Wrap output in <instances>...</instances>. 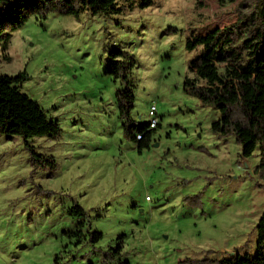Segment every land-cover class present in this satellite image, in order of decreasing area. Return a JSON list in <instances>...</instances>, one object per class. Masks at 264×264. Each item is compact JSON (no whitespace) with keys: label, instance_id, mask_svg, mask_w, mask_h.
<instances>
[{"label":"rangeland","instance_id":"rangeland-1","mask_svg":"<svg viewBox=\"0 0 264 264\" xmlns=\"http://www.w3.org/2000/svg\"><path fill=\"white\" fill-rule=\"evenodd\" d=\"M138 4L117 0L120 13L112 15L31 17L0 48V76L24 73L21 92L60 128L56 137L27 139L41 158L37 168L21 137L0 135V264H177L255 254L264 212L259 151L245 159L234 135H214L219 113L183 84L199 53L185 49L186 39L230 27L264 0ZM114 49L134 61L127 85L107 74ZM126 89L129 127L147 124L151 106L159 119L140 152L118 114L117 94Z\"/></svg>","mask_w":264,"mask_h":264},{"label":"trees","instance_id":"trees-1","mask_svg":"<svg viewBox=\"0 0 264 264\" xmlns=\"http://www.w3.org/2000/svg\"><path fill=\"white\" fill-rule=\"evenodd\" d=\"M153 0H139L138 7L146 9ZM120 13L117 0H0V48L4 52L11 34L21 29L31 18L45 21L49 15L78 17ZM240 42V43H239ZM199 53L189 62L193 78L184 80L186 94L196 98L203 107L215 109L219 118L211 126L218 137L234 135L241 148V156L250 158L258 150L259 168L264 170V6L237 20L230 27L217 28L205 36L186 39L185 49ZM107 74L126 85L133 69L132 57L124 51L108 52ZM27 79L24 73L0 76V135L21 137L33 158V165L42 167L41 159L27 144L33 137L53 138L59 135L58 124L47 118L41 107L20 86ZM118 114L125 137L136 145L137 151L147 149L154 130L148 124L127 125L133 96L126 89L117 94ZM136 135H142L136 141ZM44 163L54 169L53 160ZM81 215L83 210L75 207ZM254 255L230 256L224 259H182L177 264H264V212L256 225ZM101 237L94 234L92 240ZM119 251L120 246L116 248ZM127 264V263H126Z\"/></svg>","mask_w":264,"mask_h":264},{"label":"built area","instance_id":"built-area-1","mask_svg":"<svg viewBox=\"0 0 264 264\" xmlns=\"http://www.w3.org/2000/svg\"><path fill=\"white\" fill-rule=\"evenodd\" d=\"M148 117H149V121H148V127H147V131L150 130H154L157 128L158 124H159V119L157 117V113H156V108L155 106H151L149 111H148ZM142 135H136V141H139L141 139Z\"/></svg>","mask_w":264,"mask_h":264}]
</instances>
